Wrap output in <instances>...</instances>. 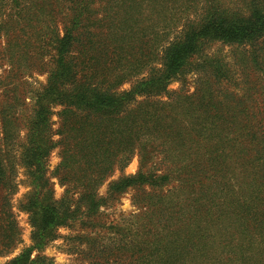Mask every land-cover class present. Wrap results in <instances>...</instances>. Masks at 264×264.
I'll use <instances>...</instances> for the list:
<instances>
[{
	"label": "trees",
	"instance_id": "16d2710c",
	"mask_svg": "<svg viewBox=\"0 0 264 264\" xmlns=\"http://www.w3.org/2000/svg\"><path fill=\"white\" fill-rule=\"evenodd\" d=\"M3 1L13 87L0 97V255L22 243L20 169L31 227L6 264H55L43 251L79 220L92 225L80 264H264V0ZM215 43L243 50L247 89L221 87L235 71L208 52ZM21 68L46 75L29 110ZM187 74L201 79L194 92L169 90ZM136 155L138 172L124 174ZM132 189L140 212L102 243L101 208Z\"/></svg>",
	"mask_w": 264,
	"mask_h": 264
},
{
	"label": "rangeland",
	"instance_id": "374dc122",
	"mask_svg": "<svg viewBox=\"0 0 264 264\" xmlns=\"http://www.w3.org/2000/svg\"><path fill=\"white\" fill-rule=\"evenodd\" d=\"M6 6L4 8L5 11H8L10 9V0H4L3 4ZM1 20V18H0ZM242 49L237 46H229V45H223L221 43H215L210 46L208 52L210 54L213 53H219L227 58V60L231 63V67L235 71V80L236 82L231 83H223L221 86L223 89L228 91H236L238 93V88L235 86V83L237 81L243 83L242 87L246 88L249 87L248 83L245 82V77L248 72V70L243 66L241 59ZM13 66L9 59L6 57L1 56L0 57V97L3 98V95L6 91V89L12 88L13 83V74H12ZM14 70L15 67H14ZM14 72V71H13ZM29 71L25 68H21L19 71L18 76H16V73L14 72L16 77H20L19 81L16 85L20 84L23 81V84L20 86L19 91L24 94L25 96V107L27 109H30V105L32 104V100H30L29 97V91L33 87H39L41 84L45 83L46 81V75L39 73V71H35L32 76L28 77ZM254 73H252V78H255L253 76ZM146 75V73H145ZM21 76H23L21 78ZM257 78H260V75H258ZM201 83V79L198 76V74H187L181 80L174 81L170 84L169 90L171 91H177L178 89H185L188 92L192 93L195 91V89L198 87V85ZM131 86V83L126 84L122 87V89H129ZM218 88V87H217ZM27 93V94H26ZM242 93V92H240ZM26 94V95H25ZM5 99V98H4ZM166 99V98H164ZM58 109H55V111H58ZM56 125L54 126L55 129L58 127V118L55 116L53 118ZM159 160V158L157 159ZM60 163V157H59V150L56 149L50 156L49 159V176L51 178V182L54 186L55 191V198L61 199L64 195L65 188L62 187L58 181V178L54 176V172L56 168L58 167ZM140 166V160L139 157L136 155L131 163L128 165V167L124 170V174L130 175V174H136L139 170ZM120 175L119 172L115 173V175L111 178V180L118 178ZM110 180V181H111ZM18 192L14 197L13 205L15 207V213L17 215V219L19 222V225L22 230V243L19 246V248L13 252L11 255L8 256H2L0 255V264H6L11 258L16 256L21 252V250L27 246L31 245V227L29 224L28 216L27 214L23 213L19 209L20 201L24 198L25 194L29 191V187L27 186L25 182V176H24V170L20 169L18 174ZM108 181L106 184H104L99 189V195L102 197L107 196L108 191ZM136 193L135 189H132L125 193L124 195L118 197L114 201H107V204H105L100 212L99 217L101 218V222L98 226L94 227V230H99L101 233V238L105 237V240L102 243H108L111 238V236L114 235V224L115 223H123V219L127 218L129 215L137 214L140 212L139 206L134 203V195ZM92 228V225H85L81 223V220L77 221L72 225L71 227H62L58 231V238L50 243L48 247L43 251V255L47 256L48 258L52 259L55 264H80L82 261L87 259L86 252L88 251V248L86 246L85 241H83L82 238H80L86 231H90ZM83 242V243H82ZM85 243V244H84Z\"/></svg>",
	"mask_w": 264,
	"mask_h": 264
}]
</instances>
